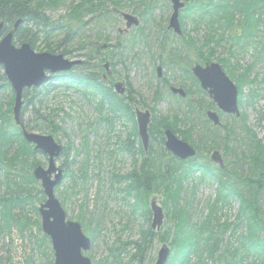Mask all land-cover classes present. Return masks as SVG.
<instances>
[{
	"label": "rangeland",
	"instance_id": "1",
	"mask_svg": "<svg viewBox=\"0 0 264 264\" xmlns=\"http://www.w3.org/2000/svg\"><path fill=\"white\" fill-rule=\"evenodd\" d=\"M144 1H151L148 10ZM201 1L207 4L208 0ZM38 2L43 3L44 13L51 20L72 28L58 29L47 39L40 37L32 47L35 51L44 52L47 46L58 47L56 53L67 49L66 57L85 63L83 74L92 71L100 73V77L107 74V82H111L113 90L114 82L125 83L124 95L136 98L131 104L133 111L135 105L142 110L148 109L153 118L151 124L159 127L160 132L172 129L180 139L196 148L193 162L204 165L200 171H187L184 165L174 163L172 156H175L164 147L160 133L151 139L146 155L138 136L136 116L128 117L112 112L109 106H101V97L91 89L57 84L42 102L37 98L25 109L23 120L29 124L30 131L50 134L68 148L67 153L57 159L58 166L64 168L65 177L55 188V197L65 209L67 218L78 221L90 238L91 246L84 255L91 264H155L160 247L173 238L174 211L186 202L191 221L200 223L207 216L218 187L217 179L210 174L218 167L211 161L212 151H220L225 168L237 164L236 173L247 174L242 156L248 151L244 139L251 135L246 132L247 128L264 144V10L258 15L257 31L249 29L244 22L236 25L243 16H238L231 27L216 15L213 16L216 21L208 22L206 16L201 19L196 12L188 15L181 11L182 33L176 35L168 28L172 13L168 0H118V6L107 0L104 13L85 12L81 18L83 25L69 15L72 6L82 0ZM119 12L137 16L140 24L126 31ZM68 30L71 33L67 35ZM253 31L254 37H251ZM209 35H214L212 40ZM207 40L211 47L204 44ZM199 47H205L203 52L210 54L214 62L226 63L229 68H225V72L242 94L239 116L220 112L213 102L211 108H199L211 99L197 93L183 69L186 64L192 67L197 63ZM107 62L110 74L104 68ZM157 66H161V77H158ZM3 73L0 69V84H3L0 123L9 118L16 125L12 116L14 92L10 86H4ZM170 86L183 87L190 95L187 98L173 95ZM239 97L240 94L238 100ZM208 109L220 113L222 126L204 122ZM225 126L233 130L227 141ZM23 146L32 148L16 138L8 149L7 159L2 162L0 195L11 198V204H17L14 197L25 202L19 204L18 201V207L13 209L20 228L14 223L0 234V264H53L52 243L42 230L39 212L40 204L47 198L41 192V182L29 180L35 164L48 166L47 156L38 152L12 163L15 151L25 150ZM159 162L170 168L169 175L164 176ZM143 166H147V171L156 172L155 179L161 175L156 180L161 184L160 190L151 189L147 196L148 208L144 199L125 191L127 175L132 171L142 172ZM12 177L17 178L20 186L13 184ZM177 190L182 192L180 203ZM151 199L163 208L165 218L161 230L152 238L151 247L138 259L136 243L142 239V233L151 228ZM259 199V216L264 227V189ZM240 206V198H229L227 204L215 211V217L227 227L224 234L225 240L232 242L230 250L238 248L241 255L240 242L246 234V225L239 220L242 216ZM238 223L239 226H232ZM258 259L256 264H264L263 254ZM253 260L254 256L249 255L243 264H253ZM205 264H214V261L206 258Z\"/></svg>",
	"mask_w": 264,
	"mask_h": 264
},
{
	"label": "trees",
	"instance_id": "2",
	"mask_svg": "<svg viewBox=\"0 0 264 264\" xmlns=\"http://www.w3.org/2000/svg\"><path fill=\"white\" fill-rule=\"evenodd\" d=\"M105 1L107 0H82V2H78L72 6L69 15L73 20L75 19L77 23L81 22L83 25L84 22L81 18L85 15L86 11H91L92 13L96 12V14L105 12L107 8L104 3ZM111 2L113 5H119L118 0H111ZM150 2L151 1H144L147 10L150 8ZM186 3L187 6L183 11L188 15H191V12L192 14L196 12L198 13L197 16L201 19H205L204 17L206 16L208 22L216 21L213 17L216 15L219 19H223L227 25H231V27L235 25L234 21L238 16H243V20L239 21L236 25H240L244 22L250 26V28L248 27L249 29L254 31H257L258 28L256 25L257 21H259L257 19L259 18L258 15L262 14L264 10V0H208L206 1L207 4L201 0H193ZM44 12L43 3H39L38 0H0V21L5 22L7 30H9L18 19H22L23 21L14 37L13 43L17 45H21L22 42H27L33 47L36 46V42L40 37L47 39L52 37L53 33L58 29L72 28L66 25L62 26L59 22L51 20ZM70 31L71 30L67 31V35L71 33ZM254 31L251 32V37H254ZM213 37L214 35H209L210 40H212ZM221 37L223 36L221 35ZM189 38L193 40L191 37ZM208 42V40L204 41V44L211 47L208 45ZM204 48L205 47H199L197 51V56L199 58L197 63L199 64L211 63V61H213V57H211L210 54L203 52ZM57 49L58 47H46V51L50 53H55ZM61 53L66 56L68 50H62ZM84 64L85 63L78 65L67 73L56 74L46 85L40 88L35 87L26 89L23 94V99H25V101L22 108V121H24L23 116L28 105L32 104L37 98L42 102L46 94L50 92L53 87H56L55 85L57 84L72 86L78 89L80 87H83L85 90L91 89L96 95L101 97V106H109L112 112L127 114L128 117L134 116L131 104L136 101V98L134 99L127 94L124 96L117 95L111 87V82H109V85L104 83L102 75L100 77V73L97 71H92L90 74H83L81 70L85 69ZM221 66L224 69L227 68L226 63L222 62ZM190 67L191 64L189 63L183 68L187 72L188 79L192 80L194 83L197 93L208 96L205 91L199 88L198 81L191 73ZM228 69L229 68H227V70ZM1 78L4 79V83H6L4 86L9 87L6 77L3 75ZM238 86L240 87V83H238ZM129 89L130 87L127 89L128 92ZM239 94V100H241L242 94L240 89ZM189 95L190 92H188V96ZM212 106V102L208 103L206 106L202 103L199 108H211ZM36 113H38V110H36ZM204 122L209 123L206 117L204 118ZM24 123L29 130V124L26 121H24ZM155 127L157 126H154V124L149 125L151 139H155L156 134L159 133L162 137V132H160L159 127ZM224 129H226L227 135L225 140L227 141L233 135V130L228 126H225ZM246 132L251 134L247 139H244V143L248 146V151L245 153L246 155L242 153L247 165V174L236 173L239 168L237 164L227 165L228 167L224 169L217 167L215 170L210 171V174L217 179V195L208 209L207 216L204 217L200 223L198 221L196 223L191 221L186 202L181 207L178 206L179 208L173 212L176 222L174 223L173 238L167 244L171 251L165 264H205L206 258L213 259L214 264H243L249 255L254 256L253 264H256V262L260 260L258 258H260L262 254L264 255V227L261 225V218L258 210V203L260 202L259 197L264 189V144L257 138L256 133L251 132L249 128H247ZM16 138H21L25 144L28 146L31 145L32 148H30L31 150L27 148V146H23L25 150L18 148L17 152L15 151L14 157L11 159L12 163L20 161L17 158L26 159L25 157H27V155H36L39 152L34 151L32 144L25 142L19 127L13 125L11 120L6 118V120H3V123H0V175L4 169L2 162L7 159L8 149ZM161 142H164V137L161 138ZM225 145L228 146L227 143H225ZM67 151L68 148L64 146L62 153L66 154ZM172 159H174V163H178L181 166L184 165V169H187V171H200L204 166L197 161L193 162L194 159L186 161L176 159L173 156ZM36 166L37 164L34 165V167ZM146 167L147 166H143L144 169L142 172L137 173L132 171V173L127 175L125 180L127 183L126 193L128 194L131 191L137 194L138 197L145 200V204L150 190H160L161 186L160 182L158 183L156 181L161 178V175L160 178L155 179L157 175L156 172L147 171ZM159 167L163 170L164 176L170 174V168L168 169V167L162 165L161 162H159ZM175 174L176 170L173 172V175ZM29 176L31 182H37L33 175L30 174ZM12 178L14 181L13 184L17 186L18 183V186H20L21 183L17 182V178ZM163 180L165 181L167 178ZM163 180H161V183L164 182ZM41 192H43V190H41ZM177 192L179 191L177 190ZM181 194L182 192H179V203ZM235 197L241 200L240 211L242 213V218L240 217L239 220L242 224L245 223L246 225V234L242 235V240L240 242V245L243 247L241 255L238 254V248L234 247L230 250L232 242L226 241L224 234L227 227L225 224L221 225L215 217V211L224 204H227L229 198L234 199ZM17 198H13L17 204H11V198L5 199L0 195V234L4 230H9L14 223L17 224L16 226H20L19 218L14 214L13 209L18 207V201L19 204L25 201L20 197ZM146 205L148 208V204ZM232 226L237 227L239 223L233 224ZM155 233L157 232L152 227L148 228L147 232L145 231L142 233V239L136 243L138 259L151 247L152 238H154ZM44 238L46 239V237ZM231 251V254H227ZM233 252L235 253L233 254Z\"/></svg>",
	"mask_w": 264,
	"mask_h": 264
},
{
	"label": "water",
	"instance_id": "3",
	"mask_svg": "<svg viewBox=\"0 0 264 264\" xmlns=\"http://www.w3.org/2000/svg\"><path fill=\"white\" fill-rule=\"evenodd\" d=\"M169 1L173 4V12L168 26L175 33L181 34L179 13L185 7V3L180 0ZM122 15L126 20V31L132 25H139V19L136 16L125 13H122ZM22 22V19H18L10 31L4 33L5 22L0 21V68H3L5 77H7L11 88L14 89L13 120L20 127L25 141L35 144L34 150H39L48 157V166L44 168L38 164L32 173L37 181L40 180L47 198L39 207L42 230L52 243L53 264H91L90 259L84 255V252L91 246L90 238L85 235L78 221L67 219L66 211L54 193L55 188L61 184L64 177L62 168L56 164V159L62 154L63 145L56 142L50 134L43 135L27 130L23 121H21L24 90L44 85L51 79L53 74L70 71L81 61L68 59L62 53L36 52L26 42H23L21 46H16L13 44V39ZM105 67L108 69L109 64L107 63ZM191 69L193 75L200 83V88L208 92L210 99L221 112L240 114L237 100L239 89L229 79L224 68L219 63L194 64ZM157 71L158 76L161 77V67L158 66ZM114 84L116 93L123 95L125 84L122 82H115ZM1 86L2 84H0V90ZM170 90L182 97L187 96V92L181 87L171 86ZM206 113L212 124L216 126L222 125L218 112L208 110ZM135 116H137L138 133L143 149L148 153L150 142L148 125L151 122L152 115L148 109L143 111L139 107H135ZM164 137H166L165 148L173 152L179 159L186 160L196 154V149L185 140L176 136L171 129L165 130ZM210 157L221 168L224 167V159L218 150L213 151ZM150 204L151 226L154 230L160 231L165 218L163 208L157 204L155 199H152ZM170 251L169 246L164 243L160 247L155 264H165Z\"/></svg>",
	"mask_w": 264,
	"mask_h": 264
},
{
	"label": "flooded vegetation",
	"instance_id": "4",
	"mask_svg": "<svg viewBox=\"0 0 264 264\" xmlns=\"http://www.w3.org/2000/svg\"><path fill=\"white\" fill-rule=\"evenodd\" d=\"M103 80H104V83L109 85V82H107L108 81V77L106 75H103Z\"/></svg>",
	"mask_w": 264,
	"mask_h": 264
},
{
	"label": "bare ground",
	"instance_id": "5",
	"mask_svg": "<svg viewBox=\"0 0 264 264\" xmlns=\"http://www.w3.org/2000/svg\"><path fill=\"white\" fill-rule=\"evenodd\" d=\"M5 26L7 27V25L5 24Z\"/></svg>",
	"mask_w": 264,
	"mask_h": 264
}]
</instances>
